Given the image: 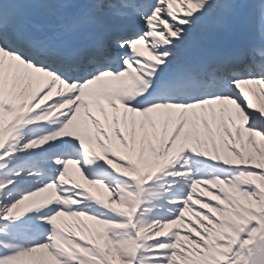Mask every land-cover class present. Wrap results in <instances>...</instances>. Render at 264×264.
<instances>
[{
	"label": "snow or ice",
	"instance_id": "obj_1",
	"mask_svg": "<svg viewBox=\"0 0 264 264\" xmlns=\"http://www.w3.org/2000/svg\"><path fill=\"white\" fill-rule=\"evenodd\" d=\"M0 75L37 99L63 82L71 90L45 105L71 101L61 123L82 101L104 93L113 98L109 112L123 118L122 135L160 139L215 131L242 114L243 128L264 137V0H0ZM41 148L64 156L80 150L65 136ZM183 158L191 170L197 157L185 151ZM92 168L110 172L102 161ZM241 170L264 171L232 169ZM22 175L10 177L0 203L10 192L18 198L13 190ZM178 180L168 178L170 194ZM171 207L175 211L161 220L174 219L183 204ZM27 220V214L0 220V229L25 227ZM5 243L0 258L17 251ZM169 253L139 252L133 264H167Z\"/></svg>",
	"mask_w": 264,
	"mask_h": 264
},
{
	"label": "bare ground",
	"instance_id": "obj_2",
	"mask_svg": "<svg viewBox=\"0 0 264 264\" xmlns=\"http://www.w3.org/2000/svg\"><path fill=\"white\" fill-rule=\"evenodd\" d=\"M64 93L54 84L49 93L37 99L27 87L18 88L0 75V150H3L0 152V192L11 183L10 177L20 176L16 172L23 173L13 190L18 193V198L10 192L5 197L8 202L0 203V220L12 221L28 215L25 227L11 231L0 229L3 232L0 243L7 241L5 247L17 249L14 254L0 258V264H96L85 257L88 255L98 258L101 264H117L112 253L119 242L111 236H123V232L131 233L137 242L134 257H123L127 259L123 264H133L139 252L158 249H170L167 264L239 263L237 248L242 243L241 235L247 224L256 220L235 207L223 180L235 168L264 170V137L250 134V130L243 128L242 114H238L235 121L229 118L227 124L215 131L206 129L175 137L143 136L137 139L127 132L122 135L123 118L117 117L116 109L109 112L113 98L102 93L103 100L97 99L99 110L91 109L90 102L81 103L90 109L88 123L83 122L84 116L76 110L62 127V132L56 134L80 141L86 138L85 128L89 126L95 129L92 137L102 136L100 145L92 148L95 151L92 156L88 153L91 145L82 149L86 162L81 167L85 176L77 170L73 173L58 170L55 174L56 162H53L43 168L46 177L39 180L40 160H51L52 153L47 148L40 149L47 139L36 141L33 136L41 127L51 129L53 121H50L60 118L61 111L53 112L60 103L45 105L53 95ZM65 102H61L62 105ZM37 105L43 110L27 114ZM214 107L219 117V108ZM50 112L51 117L48 116ZM21 121L30 123L17 132L9 130V126ZM108 142L116 151L114 157L110 155ZM157 151L163 158L162 166H159ZM185 151L197 157L191 170L183 158ZM127 157L137 160L141 178L147 180V187L138 192L140 199L132 202L130 211L115 184L121 183L122 175L109 164L112 160V163H124L130 169ZM101 161L110 172L93 170L92 166ZM174 165L179 171H165ZM241 172L257 182L260 180L258 184L264 183V171ZM55 175L57 179L65 180L64 185L50 181ZM169 177L179 178L174 181L178 186L171 194L167 183ZM233 185L237 190L236 184ZM248 192L246 188V199L256 210L255 199L248 197ZM185 194L186 199H179ZM181 203L183 207L174 219L159 218L174 212L175 208L171 206ZM237 228L242 231L241 235L235 234ZM159 237H171V242L150 245V241ZM44 239L45 243L29 246Z\"/></svg>",
	"mask_w": 264,
	"mask_h": 264
},
{
	"label": "rangeland",
	"instance_id": "obj_3",
	"mask_svg": "<svg viewBox=\"0 0 264 264\" xmlns=\"http://www.w3.org/2000/svg\"><path fill=\"white\" fill-rule=\"evenodd\" d=\"M235 176L243 181L242 183L244 188H238L236 191L232 184L234 179L229 176L230 181H224V184L225 188L230 193V200L236 208L245 214L254 217L256 220L253 223L247 224L244 234H242V231L239 228L236 229V235L242 234V243L237 248V256L239 259V263L237 264H264V183L262 182L258 184L260 180L257 182L247 173L243 172H239ZM116 186L122 191L125 200H128V202L125 203V206L129 211L131 209L129 204L130 198L126 190L123 186L118 184ZM246 188L249 190L247 194L248 197L255 199L256 210L252 209L250 203L246 199ZM244 221L247 222L248 220L244 219ZM111 238L119 242V244H117L115 253H112L114 255L112 259L116 261L117 264H123L124 261L127 260L123 257H134L137 244L129 233L123 232V236L112 235ZM99 252L100 254H103L102 251ZM85 257L96 264H101V261L93 255H88ZM211 264L217 263L212 261Z\"/></svg>",
	"mask_w": 264,
	"mask_h": 264
}]
</instances>
